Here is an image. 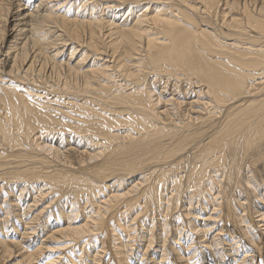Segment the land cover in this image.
<instances>
[{
	"label": "bare ground",
	"instance_id": "bare-ground-1",
	"mask_svg": "<svg viewBox=\"0 0 264 264\" xmlns=\"http://www.w3.org/2000/svg\"><path fill=\"white\" fill-rule=\"evenodd\" d=\"M11 256L264 264V0H0Z\"/></svg>",
	"mask_w": 264,
	"mask_h": 264
},
{
	"label": "rangeland",
	"instance_id": "rangeland-1",
	"mask_svg": "<svg viewBox=\"0 0 264 264\" xmlns=\"http://www.w3.org/2000/svg\"><path fill=\"white\" fill-rule=\"evenodd\" d=\"M69 48V47H68ZM68 48L66 49V48H63V54L65 55L66 54V57H65V59H67V57H68ZM47 253H49V252H47ZM50 253H52L51 251H50ZM12 258V256L8 259V260H4V262H3V264H11V263H14L15 261H17V260H19L20 258H17V259H15V260H12L11 259ZM43 258H40V259H37L39 262H41V260H42ZM25 264H36V260H32V262L31 263H25Z\"/></svg>",
	"mask_w": 264,
	"mask_h": 264
}]
</instances>
